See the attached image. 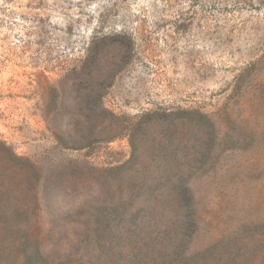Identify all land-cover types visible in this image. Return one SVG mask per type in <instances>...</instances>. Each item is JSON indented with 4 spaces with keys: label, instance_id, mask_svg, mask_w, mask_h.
<instances>
[{
    "label": "rangeland",
    "instance_id": "1",
    "mask_svg": "<svg viewBox=\"0 0 264 264\" xmlns=\"http://www.w3.org/2000/svg\"><path fill=\"white\" fill-rule=\"evenodd\" d=\"M0 264H264V0H0Z\"/></svg>",
    "mask_w": 264,
    "mask_h": 264
},
{
    "label": "trees",
    "instance_id": "2",
    "mask_svg": "<svg viewBox=\"0 0 264 264\" xmlns=\"http://www.w3.org/2000/svg\"><path fill=\"white\" fill-rule=\"evenodd\" d=\"M109 78H110V76H109ZM111 78H112V75H111ZM89 105L93 106V109H100L102 106V99H100V97H94V98L90 99Z\"/></svg>",
    "mask_w": 264,
    "mask_h": 264
}]
</instances>
